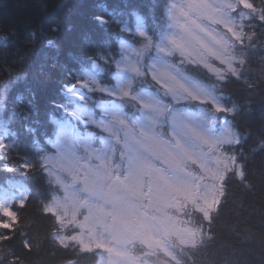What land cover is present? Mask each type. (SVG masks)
<instances>
[{
	"label": "snow or ice",
	"instance_id": "obj_1",
	"mask_svg": "<svg viewBox=\"0 0 264 264\" xmlns=\"http://www.w3.org/2000/svg\"><path fill=\"white\" fill-rule=\"evenodd\" d=\"M98 7L125 34L120 52H98L87 71L66 91L71 90L81 101L91 100L96 93L111 98L107 104L95 102L102 109L100 119L85 121V126L94 124L109 134L110 140H104L107 155H97L101 162L96 166L85 164L80 172H70L71 191L56 178L64 193L59 194L58 187L56 194L40 205V215L50 229L45 239L26 231L29 225L16 209L27 205L29 193L14 168L3 170L0 253L6 251V255H0V264L5 260L7 264H26V257L41 250L48 240L58 258L56 264H88L98 250L108 254L107 264H151L146 257L160 253L175 256L172 249L177 247L199 251L215 238L210 227L204 231V225L211 226L228 202L230 186L235 184L246 195L264 185V160L258 167H249L251 154L225 150L221 143L189 131L188 124L205 126L211 120L204 111L199 115L186 111L188 104L198 108L211 105L207 114L212 116L234 114L235 105L228 107L212 94L213 89L184 74L188 65L221 83L230 77L240 79L249 70V50L264 48V0H169L165 5L167 30L162 36L150 35L144 18L135 10L129 13L138 21L132 31L118 19L121 14L109 12L105 4ZM96 20L104 25L108 17L97 16ZM128 39L138 47L125 44ZM48 43L52 47L57 44L55 40ZM153 51L155 57L146 56ZM177 53L179 64H170L167 71L157 74L155 62H166ZM149 58L155 62L145 63ZM255 72L258 80L264 81V58ZM99 73L104 76L97 79ZM149 73L159 87L146 92L141 80ZM246 83L251 88L256 81ZM164 98H170L169 102ZM165 125L169 133L161 131ZM223 143L238 145L240 141L227 139ZM260 146L264 148V140ZM5 148L0 141V154ZM55 156L41 165L49 176ZM197 164L199 172H194L191 165ZM18 167L29 173L34 165L21 162ZM62 170L69 171L63 166ZM169 209L177 213L187 209L189 215L195 211L203 223L195 226L184 220L181 226V217ZM31 227H36L34 222ZM136 243L146 249L143 258L131 253L129 245ZM224 264L234 262L226 259Z\"/></svg>",
	"mask_w": 264,
	"mask_h": 264
},
{
	"label": "trees",
	"instance_id": "obj_2",
	"mask_svg": "<svg viewBox=\"0 0 264 264\" xmlns=\"http://www.w3.org/2000/svg\"><path fill=\"white\" fill-rule=\"evenodd\" d=\"M169 0H0V127L3 144L0 154V178L5 168H14L15 175L30 196L24 208H17L33 235L45 239L50 229L41 215V201L48 200L60 188L54 177L41 167L46 159L55 155L57 131L60 125L72 123L80 136L90 135L94 147H98L101 132L85 121L87 110L95 109V102H104L103 94L92 95L91 100L81 101L68 96L66 89L91 66L92 57L98 52L121 49L125 34L118 31L108 13L98 5L105 4L108 11L121 14L118 19L127 23L132 31L137 29L135 10L144 18L150 35L162 36L167 30L165 7ZM259 2V0H256ZM106 16L108 22L100 25L96 17ZM56 28V31H53ZM49 40L57 42L56 47ZM94 42V43H93ZM133 45L130 39L124 40ZM119 58V56L117 57ZM251 63L240 79L230 77L218 82L204 70L185 65L184 74L191 80L213 89L228 107L235 105V113H222L219 120L228 123L231 139H239L238 145H223L225 150L251 154L249 167L259 166L264 160V81H259L255 70L264 58V48L249 50ZM179 64L180 60H172ZM218 66V64H217ZM194 68V69H192ZM104 76L99 73L97 79ZM247 82L256 81L254 87ZM112 82L115 83L114 76ZM213 86H215L213 88ZM147 88L144 85L143 91ZM83 110L86 117H72ZM96 119L99 116L95 117ZM218 129V126H217ZM161 131L169 133L165 125ZM30 163L34 168L24 173L18 167ZM259 183V181H256ZM230 195L211 226L205 222L204 231L210 227L215 238L199 251L173 248V264H224L230 259L234 264H264V185L254 193L243 194L235 184L229 188ZM61 188H60V193ZM192 213V212H191ZM190 225L203 223L200 215L196 221L185 211ZM36 227L32 228L31 224ZM20 241L16 242L19 251ZM51 241H45L38 252L26 257V264H56ZM0 255H6L0 253ZM3 264H7L5 260ZM88 264H99V251L88 259Z\"/></svg>",
	"mask_w": 264,
	"mask_h": 264
},
{
	"label": "rangeland",
	"instance_id": "obj_3",
	"mask_svg": "<svg viewBox=\"0 0 264 264\" xmlns=\"http://www.w3.org/2000/svg\"><path fill=\"white\" fill-rule=\"evenodd\" d=\"M166 16L168 19V10L166 11ZM130 46L133 48L138 47V45L135 44ZM147 55H150L151 57H155L156 54L153 51L150 54H146V56ZM174 58L177 61L181 59L178 53L175 54ZM172 60L173 58H168L166 62H155L153 59L149 58L145 60V63L151 64L155 62L157 74H162L163 72L168 70V65L173 64ZM141 83H143L146 86L147 88L145 90L146 92L153 91L155 88L159 87L158 85H155L154 81H152L151 73H149L146 78H143L141 80ZM83 91L88 92V89H83ZM67 94L68 96L70 97L72 96L74 99H77L76 95L71 90H67ZM106 98L107 99L102 103L105 104L109 103L111 98L107 96ZM164 100L165 102H169L170 98H164ZM210 107L211 105H206V106H202V108H198L195 104H188L186 107V111L195 112L197 115L201 114V112L204 111L206 113V118L211 120V124L205 126L188 124L187 127L194 136L196 135L204 136L205 138L219 142L222 145H227L223 142L227 139H231V134H230L231 132L228 127V123L224 120H219V116H221L222 113L215 114V116H212L211 114H207V109H209ZM94 110L95 109L93 108H89V110H87L88 118H92L94 120L100 119L102 114V109L96 107V110H98V114H97V116H99L98 119L95 118L97 117L95 116V114H92V111ZM74 115L75 116L72 117L73 122H77L78 121L77 117L79 116L86 117V114L83 110L77 111V113ZM71 125L73 124L72 123H69L67 125L64 124V125H60L58 128L56 143L54 145L55 154H57V156L54 157L53 164L50 169L51 174L54 177V181H56V178L59 177L63 181V185L69 186L70 191L72 189V175L70 174V172L71 173L80 172L85 164L92 166H96L100 164L101 161L98 160L96 157L97 155H99L101 158H104L107 155L105 151L104 140H110V136L107 132H103L101 129H98L96 125L92 124L93 126L96 127L98 132H101L100 140L98 141L97 144L98 147L97 146L94 147V140L90 135L85 134L83 136H80L78 134V131L77 132L73 131V129L70 127ZM89 137H91L90 141H89ZM101 137H103L104 139L102 140ZM62 166L63 168L69 169V171L62 170ZM191 168L194 172H199L198 164L191 165ZM59 186L63 194L64 187L61 185ZM169 211H171L173 215L181 217V226H183L184 220H188V218L185 215V211L183 213H177L175 209H169ZM197 215H199L197 212L192 211L191 216L195 221ZM173 241L175 242V237H173ZM129 248L131 250L132 255L141 256L142 258L144 257V252L146 251V249L139 243H136L134 247L129 245ZM177 248L179 249V247ZM98 251H99V264H107L108 254L106 252H103V250H98ZM146 258L151 262V264H173L172 257L166 255L165 253H160L158 256H151Z\"/></svg>",
	"mask_w": 264,
	"mask_h": 264
},
{
	"label": "water",
	"instance_id": "obj_4",
	"mask_svg": "<svg viewBox=\"0 0 264 264\" xmlns=\"http://www.w3.org/2000/svg\"><path fill=\"white\" fill-rule=\"evenodd\" d=\"M107 258H108V256H107Z\"/></svg>",
	"mask_w": 264,
	"mask_h": 264
}]
</instances>
